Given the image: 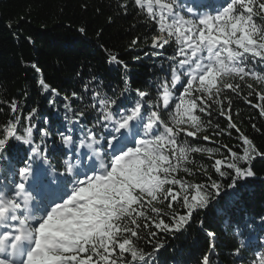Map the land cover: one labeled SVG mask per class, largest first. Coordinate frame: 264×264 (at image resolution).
<instances>
[{
  "label": "snow or ice",
  "instance_id": "1",
  "mask_svg": "<svg viewBox=\"0 0 264 264\" xmlns=\"http://www.w3.org/2000/svg\"><path fill=\"white\" fill-rule=\"evenodd\" d=\"M116 8L143 16L147 34L129 50L147 45L161 75L149 90L132 89L127 63L104 49L105 62L123 70L118 94L92 76L82 85L88 104L64 96L61 117L50 98L56 115L39 128L37 109L23 115L15 99L0 100L11 112L0 125V264H159L166 241L210 207L232 232L233 264H264V213L242 211L264 151L233 107L239 99L258 113L250 121L264 120V0H117ZM37 85L60 95L42 75ZM233 132L239 143L230 147L221 138ZM206 234L211 251L197 264H218L216 234Z\"/></svg>",
  "mask_w": 264,
  "mask_h": 264
},
{
  "label": "trees",
  "instance_id": "2",
  "mask_svg": "<svg viewBox=\"0 0 264 264\" xmlns=\"http://www.w3.org/2000/svg\"><path fill=\"white\" fill-rule=\"evenodd\" d=\"M116 4L117 0H0V100L11 102L15 99L23 107V115L37 109L33 122L39 128L45 126V116L56 115L49 107L50 98L55 99L54 107L61 117L64 115L61 99L64 96L71 98L76 92L84 98L72 101L73 107L88 104L89 96L82 91V85L92 76L103 79L101 87L108 95H112L113 90L118 94L123 85V70L105 62L107 53L104 49L118 54L127 63V77L132 89L149 90L148 86L161 75L159 65L153 63L156 58L143 55V50H147L143 43L129 50L134 38L140 37L143 41L147 34L143 16L137 15L132 8L126 16L118 14ZM80 27L86 31L80 33ZM29 37L33 41L31 44ZM136 55H140L139 60L134 59ZM32 63L37 64L40 72L31 67ZM41 75L60 93L59 96L41 94L37 85ZM251 99L255 102V97ZM233 107L239 111L234 119L241 130L264 151V120L250 121L249 117L258 116V113L239 99L234 101ZM0 109H3L0 111V125H3L11 118V112L6 103H0ZM251 122H255L262 133H256ZM235 135L233 132V138H221L222 142L230 147L238 144ZM203 143L211 146L208 142ZM196 158L200 162L207 161L206 156L197 155ZM56 159L53 158L54 163ZM252 168L255 175L248 180L242 211L256 216L264 213V159L257 158ZM200 219L204 221L203 229L198 226ZM206 231L216 234L214 260L218 264H233L231 250L235 245L232 232L225 219L217 216L211 207L196 217L180 239L166 241V247L158 255L159 264H173V261L197 264L205 252L211 251Z\"/></svg>",
  "mask_w": 264,
  "mask_h": 264
}]
</instances>
